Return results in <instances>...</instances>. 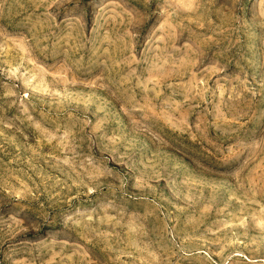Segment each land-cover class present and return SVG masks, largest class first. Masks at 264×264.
<instances>
[{
    "label": "rangeland",
    "instance_id": "1",
    "mask_svg": "<svg viewBox=\"0 0 264 264\" xmlns=\"http://www.w3.org/2000/svg\"><path fill=\"white\" fill-rule=\"evenodd\" d=\"M0 264H264V0H0Z\"/></svg>",
    "mask_w": 264,
    "mask_h": 264
}]
</instances>
